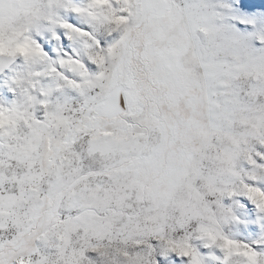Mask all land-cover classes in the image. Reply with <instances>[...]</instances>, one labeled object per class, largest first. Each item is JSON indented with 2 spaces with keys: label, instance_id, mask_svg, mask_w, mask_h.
<instances>
[{
  "label": "snow or ice",
  "instance_id": "1",
  "mask_svg": "<svg viewBox=\"0 0 264 264\" xmlns=\"http://www.w3.org/2000/svg\"><path fill=\"white\" fill-rule=\"evenodd\" d=\"M0 264H264V0H0Z\"/></svg>",
  "mask_w": 264,
  "mask_h": 264
}]
</instances>
